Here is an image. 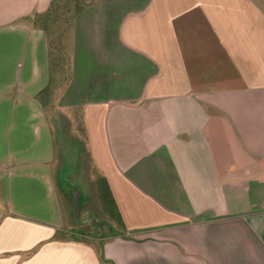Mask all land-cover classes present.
<instances>
[{
    "label": "crops",
    "instance_id": "1",
    "mask_svg": "<svg viewBox=\"0 0 264 264\" xmlns=\"http://www.w3.org/2000/svg\"><path fill=\"white\" fill-rule=\"evenodd\" d=\"M67 2L0 0V264H264V0ZM58 135L119 235L75 236Z\"/></svg>",
    "mask_w": 264,
    "mask_h": 264
},
{
    "label": "rangeland",
    "instance_id": "2",
    "mask_svg": "<svg viewBox=\"0 0 264 264\" xmlns=\"http://www.w3.org/2000/svg\"><path fill=\"white\" fill-rule=\"evenodd\" d=\"M89 0H68L67 4L64 8V16H67V22L61 21L62 25L66 27L68 25L71 17L74 12H77L81 7V4L87 3ZM54 17L59 15V11L55 9L53 13H51ZM53 16H50L51 18ZM53 17V18H54ZM72 20V19H71ZM66 38V36H65ZM57 45V42L54 43ZM65 77H69V73L65 72ZM57 142L59 144L61 159H58L59 162L57 164V170L59 171L57 175V179L53 184L54 188H56L60 195L62 196L63 188H72L75 189V196L77 189L82 191L81 194V203L80 210L78 216L75 218V223H72L71 229L75 230V236L78 234L83 235L84 239H88L90 241H96L97 238H107L111 232L108 223L112 222L109 215L106 212H102L101 214L98 211L99 208V198L95 191L96 185L92 182L86 183V179L84 176L85 168H88V161L86 155L84 153L83 144L75 140V142L71 139L63 138L58 135ZM71 142H73L74 151L64 150V145L71 146ZM1 177V176H0ZM94 181H96L99 176L95 174ZM1 203V202H0ZM73 202L71 206L73 207ZM107 206L112 213H114V209L111 206L110 202L107 201ZM1 207V205H0ZM74 208V207H73ZM72 208V212L73 209ZM73 214V213H72ZM81 238V237H80Z\"/></svg>",
    "mask_w": 264,
    "mask_h": 264
},
{
    "label": "trees",
    "instance_id": "3",
    "mask_svg": "<svg viewBox=\"0 0 264 264\" xmlns=\"http://www.w3.org/2000/svg\"><path fill=\"white\" fill-rule=\"evenodd\" d=\"M96 184V188H97V192H98V196L102 205L103 210L109 215V217L111 218V220H113L112 222L108 223L109 228H110V232L111 234H120L122 231L121 229V219H117L115 216V213H112L111 210H109L108 206H107V201L110 202L111 206L112 205V201H110L111 198V194L109 191V187L108 184L106 183L105 180H102L100 178H98L95 181Z\"/></svg>",
    "mask_w": 264,
    "mask_h": 264
},
{
    "label": "water",
    "instance_id": "4",
    "mask_svg": "<svg viewBox=\"0 0 264 264\" xmlns=\"http://www.w3.org/2000/svg\"><path fill=\"white\" fill-rule=\"evenodd\" d=\"M80 197H81V192L78 191V193L76 195V200H75V213H77L78 209H79Z\"/></svg>",
    "mask_w": 264,
    "mask_h": 264
}]
</instances>
